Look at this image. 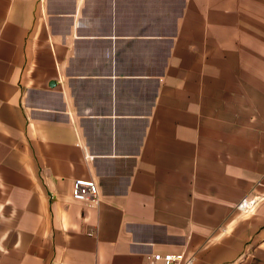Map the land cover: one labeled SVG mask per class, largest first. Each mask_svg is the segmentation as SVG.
Wrapping results in <instances>:
<instances>
[{
	"label": "crops",
	"instance_id": "0c3cea01",
	"mask_svg": "<svg viewBox=\"0 0 264 264\" xmlns=\"http://www.w3.org/2000/svg\"><path fill=\"white\" fill-rule=\"evenodd\" d=\"M156 252L264 264V0H0V264Z\"/></svg>",
	"mask_w": 264,
	"mask_h": 264
},
{
	"label": "built area",
	"instance_id": "2783aa9c",
	"mask_svg": "<svg viewBox=\"0 0 264 264\" xmlns=\"http://www.w3.org/2000/svg\"><path fill=\"white\" fill-rule=\"evenodd\" d=\"M86 159L92 160L93 156L86 153ZM72 197L78 201L97 204L100 200L99 184L94 178H77L74 180ZM259 196L247 195L243 197L237 208L244 213H249L257 205ZM193 259L188 258L184 252H156L152 255L150 264H192Z\"/></svg>",
	"mask_w": 264,
	"mask_h": 264
}]
</instances>
